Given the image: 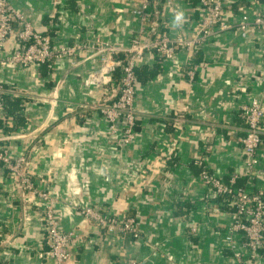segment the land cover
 Masks as SVG:
<instances>
[{
	"label": "crops",
	"instance_id": "1",
	"mask_svg": "<svg viewBox=\"0 0 264 264\" xmlns=\"http://www.w3.org/2000/svg\"><path fill=\"white\" fill-rule=\"evenodd\" d=\"M9 1L35 30L50 36L55 49L96 35L118 45L150 37L152 23L133 13L130 0ZM223 1L231 24L226 30L190 52L177 46L168 59L145 51L136 68V134L129 143L118 141L98 108L116 94L119 71L109 83H85L98 66L87 50L76 64L64 55L40 65L0 66V83L22 103V118L8 116L0 132L12 135L4 141L12 155L28 152L36 186L55 197L60 226L73 230L71 264L133 258L138 264H236L224 237L233 203L204 184L200 169L204 165L224 179L236 174L237 185L264 190V142L251 173L240 143L242 102L260 99L264 125V76L258 73L264 36L255 27L243 36L236 25L241 13L253 15L262 0ZM177 10L185 21L173 28ZM160 11L158 32L188 38L205 14L200 0H169ZM18 45L14 27L0 55ZM31 194L18 188L0 162V264H54L37 254L47 244L42 201ZM84 204L133 215L141 238L86 220ZM256 264H264V245Z\"/></svg>",
	"mask_w": 264,
	"mask_h": 264
},
{
	"label": "built area",
	"instance_id": "2",
	"mask_svg": "<svg viewBox=\"0 0 264 264\" xmlns=\"http://www.w3.org/2000/svg\"><path fill=\"white\" fill-rule=\"evenodd\" d=\"M130 1L134 3L133 13L140 19L152 23L148 40L136 36L132 37L127 45H118L107 38L96 35L91 41H74L55 49L48 34L35 30L30 19L13 8L9 0H0V51L14 27L17 28L19 43L9 55H0V66L6 64L40 65L51 63L53 59L64 55L70 56L72 64H76L78 54L87 50L89 57H98V66L87 73L84 78L85 83H109L115 71H119L116 94L99 103L98 108L106 117L110 131L117 134L118 141L129 143L136 134L134 107L136 67L145 51L153 49L159 57L168 59L173 56L177 46L184 47L190 52L196 43H201L206 38L231 26L225 17L226 6L223 0H200L205 14L196 35L191 38L183 35L171 36L158 32L155 21V17L161 15L158 9L159 3L162 4L169 0ZM236 25L243 36L250 27L257 28L264 36V0H262L260 9L253 15L241 13ZM258 73L264 76V54ZM6 91V87L0 83V111L3 106L2 93ZM240 113L245 122V130L240 143L246 156L248 171L251 173L258 162L257 149L264 142L263 108L260 99L253 96L242 102ZM119 122H121L120 125H118ZM10 136L12 135H4L0 132V162L9 170L19 189H22L25 194L32 193L29 198L36 195L42 201L47 247L40 249L37 254L39 257L52 258L54 264H71L68 244L74 232L60 226L55 209V197L49 190L36 186L31 166H28V152L19 151L15 155L10 153L4 142ZM200 176L204 184L216 195L227 198L233 203V220L224 237L229 243L236 264H256L264 245V190H249L236 184V174L224 179L216 176L204 165H201ZM80 212L83 218L97 223L108 232L128 233L133 238H141L136 218L133 215L122 216L93 204H84ZM238 235L240 237L237 238ZM122 264H138V261L133 258Z\"/></svg>",
	"mask_w": 264,
	"mask_h": 264
},
{
	"label": "trees",
	"instance_id": "3",
	"mask_svg": "<svg viewBox=\"0 0 264 264\" xmlns=\"http://www.w3.org/2000/svg\"><path fill=\"white\" fill-rule=\"evenodd\" d=\"M158 9H161V4L159 3ZM155 21L157 22L158 26V21L157 17H155ZM137 68V67H136ZM3 97V106L2 110L0 111V122L4 123L3 125L6 126V120L8 116H13L15 117V120L19 118V120L22 118L20 109L22 106L21 103V98L19 96H15L10 94L8 91L2 93ZM17 123V121H16Z\"/></svg>",
	"mask_w": 264,
	"mask_h": 264
},
{
	"label": "clouds",
	"instance_id": "4",
	"mask_svg": "<svg viewBox=\"0 0 264 264\" xmlns=\"http://www.w3.org/2000/svg\"><path fill=\"white\" fill-rule=\"evenodd\" d=\"M185 21V13L182 10H177L172 20L173 28L180 27Z\"/></svg>",
	"mask_w": 264,
	"mask_h": 264
}]
</instances>
